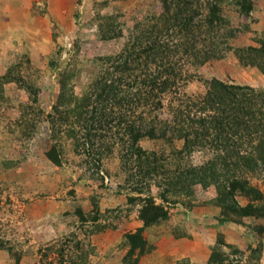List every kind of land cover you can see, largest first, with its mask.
<instances>
[{
  "label": "trees",
  "instance_id": "trees-1",
  "mask_svg": "<svg viewBox=\"0 0 264 264\" xmlns=\"http://www.w3.org/2000/svg\"><path fill=\"white\" fill-rule=\"evenodd\" d=\"M257 1L159 0L161 12L136 20L127 36L120 21L122 11H98L92 22L97 25L99 41L123 43L112 54L90 59L87 82L79 93L76 70L50 61V68L57 72V96L47 114L54 135L46 141V157L55 166H62V131L72 139L77 153L82 150L91 156L94 149L98 161L118 148L125 183L134 195L129 200L139 202L141 222L135 232L124 236L122 245L130 250L123 264L138 263L135 253L144 252L145 231L169 222V205L194 208L196 186L214 188L219 226L245 227V219L264 220V189L253 185L249 177L264 174V89L212 78L204 80V94H183V88L198 77L194 74L198 68L227 52H232L242 67L254 68L264 78V32L255 33L254 44L233 46L240 29L224 16L225 7L233 5L242 19H250ZM109 4L103 1L102 7ZM244 26L250 30L249 23ZM63 51L59 48L58 57ZM22 66L11 65L0 77V96L5 84L24 83L31 102L21 104L17 125L29 134L34 133L38 121L31 118L32 110L37 107L41 111L40 90L35 84L27 85ZM164 110L171 113L170 120L162 118ZM204 148L213 155L203 165L187 160ZM161 176L169 182L166 187L157 184L163 188L162 202L157 203L152 184ZM240 198L247 204L242 205ZM93 211L95 215L77 208L81 226L97 220L96 204ZM263 232L264 226H259L257 233ZM224 237L219 231L209 264H228ZM83 244L76 233L60 238L39 250L40 264H87L86 254H80V260L72 257V250L82 252ZM0 250H7L15 264L21 262L22 255L2 240ZM262 251V244L251 249V260L259 263Z\"/></svg>",
  "mask_w": 264,
  "mask_h": 264
},
{
  "label": "rangeland",
  "instance_id": "rangeland-1",
  "mask_svg": "<svg viewBox=\"0 0 264 264\" xmlns=\"http://www.w3.org/2000/svg\"><path fill=\"white\" fill-rule=\"evenodd\" d=\"M103 1L106 0H0V26H4L0 28V77L8 67L20 63L27 85L35 84L40 90L41 111L37 107L32 110L31 118L38 121L34 133L29 134L17 125L21 104L31 102L24 83L5 84L0 96V240L22 255L19 264H40L39 250L71 233L84 240L82 252L72 250L74 259L80 260L78 256L86 254L87 264H123L122 259L130 250L122 245L124 236L141 226L140 205L129 200L134 195L125 183L118 148L98 161L94 149L91 156L82 150L77 153L72 139L62 131V166H55L46 157V141L54 135L47 114L57 96V72L50 68V61L55 66L61 63L60 68L76 70L79 93L87 82L90 59L112 54L123 43L99 41L97 25L92 22L98 11H122L120 21L125 36L133 31L136 20L161 12L159 0H108L109 6L102 7ZM234 10L233 5L224 9V16L240 29L233 46L254 44L255 33L264 32V0L257 1L251 20L242 19ZM241 23H249L250 30ZM59 48L64 50L60 57ZM194 74L198 77L183 88L187 96L204 94V80L212 78L264 89V78L258 71L242 67L232 52L210 60ZM161 116L171 119L166 110ZM142 144L150 147L147 142ZM212 155L210 149L204 148L187 160L200 166ZM249 177L253 185L264 189V174ZM153 180L156 182L151 192L161 203L163 188L157 184L166 187L169 179L161 176ZM195 194L192 210L180 209L181 203L169 205V222L145 231L144 252L135 253L137 264H209L219 231L225 235L228 264H264V232L257 233L264 220L245 219V227L219 226L214 188L196 186ZM239 201L247 204L243 198ZM94 204L98 207L97 220L90 219L81 226L75 213L77 208L95 215ZM259 244L263 251L257 263L251 260L250 253ZM0 264H15V259L7 250H0Z\"/></svg>",
  "mask_w": 264,
  "mask_h": 264
},
{
  "label": "crops",
  "instance_id": "crops-1",
  "mask_svg": "<svg viewBox=\"0 0 264 264\" xmlns=\"http://www.w3.org/2000/svg\"><path fill=\"white\" fill-rule=\"evenodd\" d=\"M4 27V26H3ZM2 26H0V28H3Z\"/></svg>",
  "mask_w": 264,
  "mask_h": 264
}]
</instances>
